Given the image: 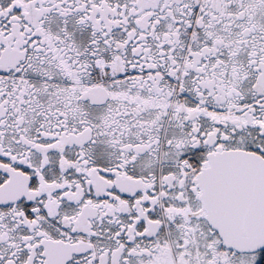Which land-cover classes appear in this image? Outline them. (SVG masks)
I'll return each instance as SVG.
<instances>
[{
    "label": "snow or ice",
    "instance_id": "1",
    "mask_svg": "<svg viewBox=\"0 0 264 264\" xmlns=\"http://www.w3.org/2000/svg\"><path fill=\"white\" fill-rule=\"evenodd\" d=\"M0 264H264V0H0Z\"/></svg>",
    "mask_w": 264,
    "mask_h": 264
}]
</instances>
